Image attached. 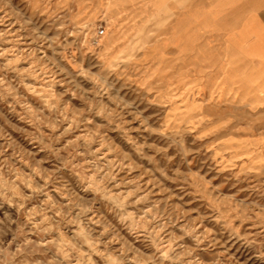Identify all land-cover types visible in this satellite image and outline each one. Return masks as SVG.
Segmentation results:
<instances>
[{
	"label": "rangeland",
	"instance_id": "rangeland-1",
	"mask_svg": "<svg viewBox=\"0 0 264 264\" xmlns=\"http://www.w3.org/2000/svg\"><path fill=\"white\" fill-rule=\"evenodd\" d=\"M149 1L0 0V264H264L256 93L212 106Z\"/></svg>",
	"mask_w": 264,
	"mask_h": 264
},
{
	"label": "crops",
	"instance_id": "crops-1",
	"mask_svg": "<svg viewBox=\"0 0 264 264\" xmlns=\"http://www.w3.org/2000/svg\"><path fill=\"white\" fill-rule=\"evenodd\" d=\"M154 0L148 7L155 9ZM174 41L189 45L211 105L251 109V102L231 100L219 91L255 92L254 113L264 114V0H190L175 2ZM176 51L177 48L175 47ZM211 92H214L213 98Z\"/></svg>",
	"mask_w": 264,
	"mask_h": 264
},
{
	"label": "built area",
	"instance_id": "built-area-1",
	"mask_svg": "<svg viewBox=\"0 0 264 264\" xmlns=\"http://www.w3.org/2000/svg\"><path fill=\"white\" fill-rule=\"evenodd\" d=\"M103 33H104V28H101L100 34H103Z\"/></svg>",
	"mask_w": 264,
	"mask_h": 264
},
{
	"label": "bare ground",
	"instance_id": "bare-ground-1",
	"mask_svg": "<svg viewBox=\"0 0 264 264\" xmlns=\"http://www.w3.org/2000/svg\"><path fill=\"white\" fill-rule=\"evenodd\" d=\"M108 4V3H107Z\"/></svg>",
	"mask_w": 264,
	"mask_h": 264
}]
</instances>
